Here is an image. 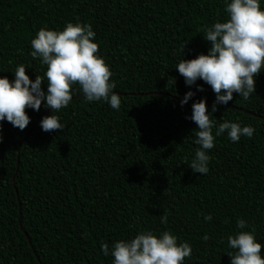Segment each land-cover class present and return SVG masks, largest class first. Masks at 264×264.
<instances>
[{"label":"trees","instance_id":"obj_1","mask_svg":"<svg viewBox=\"0 0 264 264\" xmlns=\"http://www.w3.org/2000/svg\"><path fill=\"white\" fill-rule=\"evenodd\" d=\"M225 19L223 0H0V76L11 81L20 64L30 80L42 76L30 39L79 21L95 32L121 100L118 111L88 103L74 86L55 113L63 130H41L51 113L43 102L25 109L23 130L0 121V264H111L101 242L111 247L141 230L188 242L184 264H230L227 236L240 231L237 219L264 245V70L248 100L233 93L210 117L251 125L253 136L217 137L205 175L187 166L199 146L185 117L201 98L210 110L215 94L201 80L203 91L186 86L174 67L206 54L205 27Z\"/></svg>","mask_w":264,"mask_h":264},{"label":"clouds","instance_id":"obj_2","mask_svg":"<svg viewBox=\"0 0 264 264\" xmlns=\"http://www.w3.org/2000/svg\"><path fill=\"white\" fill-rule=\"evenodd\" d=\"M223 5L226 19L217 20L204 29L202 37L210 45L207 53L192 59L182 58L174 67L186 86L195 85L197 91H203L201 85L196 84L201 80L215 94L210 110H206V102L201 98L193 101L191 115L185 117L196 125L193 142L199 146L187 166L193 173L203 175L209 172L208 151L217 137L226 134L231 142H237L241 137L253 136L255 129L251 125L242 126L229 120L217 124L210 117L217 105H227L233 99V93L248 100L255 92L256 76L264 70L261 0H223ZM94 39L91 25L79 21L67 22L62 30L40 28L30 39L29 55L33 60L39 58L40 64L45 66L43 75H35V79L30 80L25 65L20 64L11 81L7 76H0V121L23 130L30 122L25 109L37 111L43 102L51 113L40 120L41 130H63L65 125L55 113L69 105L74 86H78L83 101H104L118 111L121 100L113 91L116 87L110 80L113 73L98 53ZM45 80L46 91L41 88ZM193 96V91H187L179 101L180 106ZM203 219L211 221V213L205 214ZM161 223H166V216H161ZM246 227L245 220L237 219L236 229L240 231L227 236V247L231 251L226 254L230 264H264L261 255L264 245L251 231H243ZM202 239L206 241L209 236L205 233ZM100 250L104 256L112 257L111 264H184L192 252L188 242L178 243V237L168 230L159 234L141 230L134 237L113 241L111 247L101 242Z\"/></svg>","mask_w":264,"mask_h":264},{"label":"water","instance_id":"obj_3","mask_svg":"<svg viewBox=\"0 0 264 264\" xmlns=\"http://www.w3.org/2000/svg\"><path fill=\"white\" fill-rule=\"evenodd\" d=\"M49 111H51V109L49 110ZM49 111L47 112V113H49ZM247 114H249L248 112H246ZM45 114H43L42 115V117L44 116ZM41 117V118H42ZM255 117H258V116H255ZM40 118V119H41ZM260 118V117H259ZM263 119V118H262ZM264 120V119H263ZM33 128H34V126L31 128V130L29 131V133L27 134V136H26V138L23 140V142L20 144V148H21V146H22V144L26 141V139L30 136V133L32 132V130H33ZM18 167H19V160H18Z\"/></svg>","mask_w":264,"mask_h":264}]
</instances>
